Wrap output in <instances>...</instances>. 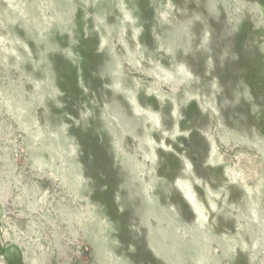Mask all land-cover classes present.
I'll use <instances>...</instances> for the list:
<instances>
[{
  "label": "rangeland",
  "instance_id": "obj_1",
  "mask_svg": "<svg viewBox=\"0 0 264 264\" xmlns=\"http://www.w3.org/2000/svg\"><path fill=\"white\" fill-rule=\"evenodd\" d=\"M0 264H264V0H0Z\"/></svg>",
  "mask_w": 264,
  "mask_h": 264
}]
</instances>
